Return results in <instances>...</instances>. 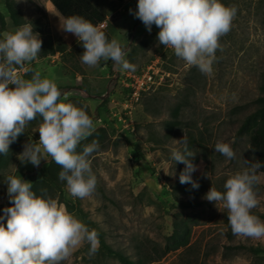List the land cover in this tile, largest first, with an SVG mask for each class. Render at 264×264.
<instances>
[{"label":"rangeland","instance_id":"374dc122","mask_svg":"<svg viewBox=\"0 0 264 264\" xmlns=\"http://www.w3.org/2000/svg\"><path fill=\"white\" fill-rule=\"evenodd\" d=\"M223 1L237 12L230 31L220 38L213 72L206 75L160 44V29L155 24L149 32L133 15L137 0H91L106 15L104 29L125 49V59L135 65L134 71L151 64L156 71L159 84L144 92L127 114L122 110L127 93L113 77L121 67L112 60H101L95 67L82 63V43L63 31L65 20L51 0H16L41 40L45 33L55 43L64 44L63 50L31 62L32 72L17 66L20 74L30 80L39 71L41 78L53 80L61 91L58 102H71L92 119L100 118L108 133L106 148L90 158L97 178L95 192L83 199L73 197L67 185L65 192L104 231L113 249L132 259L138 251L146 259L159 255L147 264H264V237L233 235L227 209L205 199L211 187L225 191L226 180L248 166L241 158L252 164L258 157L255 142L248 134L237 135V129L262 94L264 0ZM0 11L6 21L2 34L14 32L17 28L2 0ZM176 112L178 118L174 119ZM41 122L38 116L29 123L21 149L12 151L0 167V215L10 206L8 176H20L32 185L40 179L48 155L44 154L46 160L39 167L22 165L17 155L25 143L39 141ZM183 136L196 152L191 158L197 165L192 178L199 183L198 189L179 182L185 165L171 160L172 149L182 150L176 140ZM217 142L230 144L236 159L228 160L216 152ZM26 171L32 174L23 177ZM258 176L254 191L259 204L251 213L263 215L256 216L264 222V172L259 170ZM175 223L188 229L185 245L166 240ZM89 247L84 243L60 264H120L99 252L89 257Z\"/></svg>","mask_w":264,"mask_h":264},{"label":"clouds","instance_id":"9594fccd","mask_svg":"<svg viewBox=\"0 0 264 264\" xmlns=\"http://www.w3.org/2000/svg\"><path fill=\"white\" fill-rule=\"evenodd\" d=\"M236 12L234 6H225L220 0H137L133 15L149 32L153 24L160 29L158 41L165 48L173 49L189 66L211 75L215 53L221 47L220 38L230 31ZM62 29L82 43L85 51L81 61L85 65L95 67L101 60H112L122 70H135V65L125 59L127 52L121 44L116 39L109 42L103 31L83 17L66 18ZM2 35L0 154L9 155L10 144L25 132L31 121L42 117L37 129L39 141L25 143L17 159L22 165L30 163L39 167L41 160H46V153L61 167L58 178L66 181L73 197L91 196L96 190L97 178L92 172L90 157L99 150V141L93 139L81 152H77V147L95 132L93 119L71 102H58L61 91L57 84L41 78L39 71L30 80L18 71L17 66L32 72L28 65L37 61L41 53L42 40L31 23ZM176 141L182 150L172 149L171 160L185 165L179 182L198 189L199 183L192 178L197 165L191 158L196 152L189 149L184 136ZM214 150L228 160L236 159L228 143L217 142ZM241 161L248 166L226 180L225 191L211 187L205 199L219 202L227 209L233 235L259 239L264 237V222L251 210L259 204L254 186L260 180L256 172L261 165L249 164L242 158ZM6 184L11 206L5 207L0 215V264H60L84 243L90 245L89 257L98 252V231L90 230L64 204L49 197L47 189H41L42 195L37 196L31 190L32 183L20 176H8Z\"/></svg>","mask_w":264,"mask_h":264},{"label":"trees","instance_id":"16d2710c","mask_svg":"<svg viewBox=\"0 0 264 264\" xmlns=\"http://www.w3.org/2000/svg\"><path fill=\"white\" fill-rule=\"evenodd\" d=\"M2 1L8 17L15 28L28 23V21L24 18L22 11L18 7L16 0ZM220 2L223 3L224 1L220 0ZM51 3L64 20L70 16H80L97 27V25L105 21L106 18V15L102 11L97 9L92 4L91 0H51ZM5 25V16L0 11V39L3 38L2 32L5 30ZM101 31L105 33L110 42L111 35L109 31L107 29H101ZM41 35H43L42 48L39 57H46L47 55L54 54L55 52H59L64 49V44L61 43L60 40L55 43V41L50 36H46L45 33ZM260 90L262 94L257 98L256 107L244 117L239 128L237 129V135L248 134L252 138L253 142H255L256 148L258 149V157L256 158L255 163H259L261 165V167L257 169V175L259 170L264 172V78L263 83L260 86ZM177 114V112L174 113L172 117L174 119H177ZM95 129L96 130L92 134V136L88 137L86 140L82 141L80 145H78L77 152H81L83 146L87 143H91L93 139L99 141V150L93 153V155L106 148V139L108 135L106 129H104L103 127H97ZM20 143H22V134L17 137L15 142L10 144L9 154L12 151H19L21 149V147L19 146ZM7 156L0 154V167L5 163V159ZM61 170V167L57 165L50 156H47L46 164L40 171V179L33 184L31 190L37 196H41V189H47V194L49 197L57 199L59 203L64 204L68 212L73 214L75 218L83 222L90 230H97L99 233L100 241L98 252L103 257L114 258L120 264H147L148 262L154 261L159 257V255L157 254L156 257H150L149 259L142 258L140 256V251H138L136 253L135 259H132L128 255H124L120 251L113 249L107 243L105 239V233L98 226V224L88 217L87 212H85L80 207L77 201H73L67 196L65 192L66 181H61L58 178V174ZM31 174V171H26L23 177L25 175L30 176ZM256 215L263 216L259 213H256ZM187 230V228H181L177 223H175L172 233L166 237V240L177 242V245H185L187 240L184 238V232H186ZM138 248L140 249V246H138ZM249 250L254 252L256 251V249L252 247H250ZM155 251L157 250L155 249Z\"/></svg>","mask_w":264,"mask_h":264},{"label":"built area","instance_id":"2783aa9c","mask_svg":"<svg viewBox=\"0 0 264 264\" xmlns=\"http://www.w3.org/2000/svg\"><path fill=\"white\" fill-rule=\"evenodd\" d=\"M104 26L105 21L97 25L100 30L104 29ZM155 75L156 71L152 64L148 65L141 71L122 70L121 68L115 71L113 76L114 79L123 88L128 96L122 106V110L125 111V113H130L132 104L138 103L144 92L156 87L159 84V82L155 79ZM93 121L95 128L102 127V120L100 118H94Z\"/></svg>","mask_w":264,"mask_h":264}]
</instances>
